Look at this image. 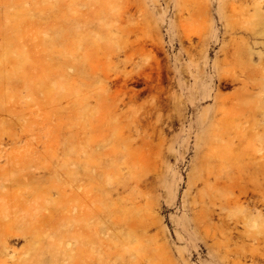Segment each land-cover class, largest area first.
<instances>
[{
  "label": "rangeland",
  "instance_id": "1",
  "mask_svg": "<svg viewBox=\"0 0 264 264\" xmlns=\"http://www.w3.org/2000/svg\"><path fill=\"white\" fill-rule=\"evenodd\" d=\"M0 264H264V0H0Z\"/></svg>",
  "mask_w": 264,
  "mask_h": 264
},
{
  "label": "bare ground",
  "instance_id": "2",
  "mask_svg": "<svg viewBox=\"0 0 264 264\" xmlns=\"http://www.w3.org/2000/svg\"><path fill=\"white\" fill-rule=\"evenodd\" d=\"M256 158H257V156H256Z\"/></svg>",
  "mask_w": 264,
  "mask_h": 264
}]
</instances>
